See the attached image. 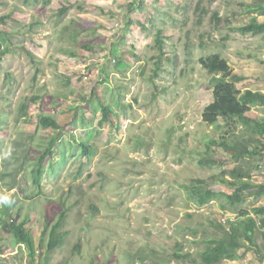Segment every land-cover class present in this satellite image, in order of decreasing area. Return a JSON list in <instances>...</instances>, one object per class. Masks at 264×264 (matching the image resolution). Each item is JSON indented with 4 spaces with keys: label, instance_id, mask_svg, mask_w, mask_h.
<instances>
[{
    "label": "rangeland",
    "instance_id": "obj_1",
    "mask_svg": "<svg viewBox=\"0 0 264 264\" xmlns=\"http://www.w3.org/2000/svg\"><path fill=\"white\" fill-rule=\"evenodd\" d=\"M197 2L0 0V16L10 15L0 23V194L11 195L12 212L19 211L17 221L28 218L36 242L44 218L51 226L65 209L66 235L50 264H140L138 256L144 255L145 264H193L172 259L177 241L202 264L198 253L214 238L209 220L234 219L239 210L260 203L247 191L243 202H225V209L220 198L197 207L181 187L224 167L248 170L253 185L264 175V157H232L260 147L261 136L249 124H240L215 155L206 153L209 139L220 140L221 132L202 119L212 87L199 62L217 53L242 76L237 88L264 92V35L234 29L264 21L248 10L264 0H203L201 24ZM62 6L68 10L60 15ZM214 12L221 17L217 23ZM98 100L113 109L112 121L102 127ZM40 114L53 116L59 128L39 126ZM249 115L263 116L264 104L253 105ZM52 138L55 148L44 164L53 168L43 170L35 187L36 156ZM79 138L96 147L89 161L74 142ZM9 146L12 156L4 159ZM204 156L225 163L201 166L197 161ZM212 187L233 190L216 182ZM4 210L0 207V264H30L25 246L2 228ZM38 258L31 264H40ZM222 262L264 264V258L241 249Z\"/></svg>",
    "mask_w": 264,
    "mask_h": 264
},
{
    "label": "trees",
    "instance_id": "obj_2",
    "mask_svg": "<svg viewBox=\"0 0 264 264\" xmlns=\"http://www.w3.org/2000/svg\"><path fill=\"white\" fill-rule=\"evenodd\" d=\"M34 2L38 0H33ZM48 2V0H46ZM203 0H198L195 10L198 13L197 23L201 24V16L206 12L205 6L202 4ZM68 6H62L59 9V14L66 13ZM259 15H264V4L258 5L248 9ZM10 15L0 16V23H5ZM214 21L217 23L221 20L218 12L213 13ZM143 27V26H142ZM241 35H264V21L251 20L245 23H239L234 28ZM162 29L157 30L156 45L159 54L163 52V39L160 37ZM199 62L201 66L211 75L209 79L212 87V100L202 110V119L208 125L218 127L221 132L220 140L209 139L206 145V153L210 155L212 152L216 153V147L229 145L227 137H234L237 133L240 124H249L254 130L255 134L264 136V116H250L249 112L253 105L264 104V92L245 88L241 91L236 87V83L243 78L238 74L231 72V67L228 61L217 53H212L206 57H200ZM35 96L32 99L36 100ZM97 109L101 112V119L99 126H103L106 122H111V113L113 109L111 106L102 101H97ZM222 122V123H221ZM38 124L43 128L57 129L59 123L50 115L40 114L38 116ZM78 145L79 153L86 157L89 161L96 153V147L88 138L74 139ZM55 148V139L52 138L48 142L46 149L36 156L38 158L36 167L32 171V183L35 187H40L42 179V172L45 168L52 170L51 163L44 164L47 157L53 154ZM264 157V143L260 144L258 148L239 150L233 154L235 160L242 157ZM264 160V158H263ZM50 161V158H49ZM198 164L201 166L217 167L225 162L219 160L216 156H204L198 159ZM80 168L76 173H80ZM229 174L230 178L226 175ZM250 172L241 166H233L230 168H221L219 172L212 173L209 178L195 177L189 183L182 184L186 198L197 207H202L211 200L219 199V204L222 209L224 203L240 204L243 202L245 192L249 191L252 182L246 178L249 177ZM221 183L233 190L231 192L214 190L212 184ZM41 190V188H38ZM264 192V185L260 186L258 193ZM12 206L5 207V219L1 220L2 228L7 233L13 236L14 242L18 245H24L27 249L28 262L31 264L34 258L39 254L38 261L40 264H50L53 251L61 246L66 235V231H62L63 219L66 216L65 209L59 213L58 219L50 225V219L46 216L43 222V231H48L45 238V233H41L38 241H35L34 235L29 228L26 227L28 218L23 217L17 221L19 211L12 212ZM91 211L96 213L98 207L91 206ZM14 216V217H13ZM209 226L214 238H209L204 241V248L198 253V258L202 264H231L229 262L223 263L222 258H231L236 251L241 249H252L259 258H264V206H255L251 209H241L238 215L232 219L228 218L225 221L221 219L209 220ZM49 227V228H48ZM258 239L261 241L259 242ZM80 245L76 244L75 249L79 250ZM183 244L177 241L171 253L172 259L179 263H193L196 264V258L192 256L189 251L182 252ZM149 254V252H148ZM145 256V255H144ZM138 256L140 264H145V257ZM153 264H155L153 262Z\"/></svg>",
    "mask_w": 264,
    "mask_h": 264
},
{
    "label": "clouds",
    "instance_id": "obj_3",
    "mask_svg": "<svg viewBox=\"0 0 264 264\" xmlns=\"http://www.w3.org/2000/svg\"><path fill=\"white\" fill-rule=\"evenodd\" d=\"M12 147L9 146L7 151L4 152L3 158L4 159H9L12 156ZM15 203L14 199L11 197L10 194H0V207H7L11 206Z\"/></svg>",
    "mask_w": 264,
    "mask_h": 264
},
{
    "label": "crops",
    "instance_id": "obj_4",
    "mask_svg": "<svg viewBox=\"0 0 264 264\" xmlns=\"http://www.w3.org/2000/svg\"><path fill=\"white\" fill-rule=\"evenodd\" d=\"M260 139H261L260 142L264 143V136H261ZM262 177H263V180L261 178V180L259 181V183L257 185H253L252 184L250 189H249V191H248V192H252L253 193V197H255V198L257 197L260 200V203L256 204V206H264V192L263 193H258L259 187L264 185V175ZM253 207H255V206H253Z\"/></svg>",
    "mask_w": 264,
    "mask_h": 264
}]
</instances>
